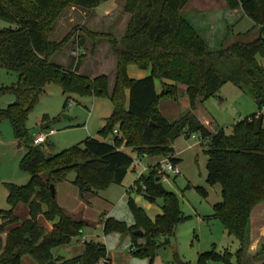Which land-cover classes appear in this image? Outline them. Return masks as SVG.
Listing matches in <instances>:
<instances>
[{
	"label": "trees",
	"instance_id": "1",
	"mask_svg": "<svg viewBox=\"0 0 264 264\" xmlns=\"http://www.w3.org/2000/svg\"><path fill=\"white\" fill-rule=\"evenodd\" d=\"M106 1L0 0V19L16 26L15 30L0 29V68L18 75L13 87L0 90V94L11 92L16 97L6 110H0V122L8 120L14 139L25 145L20 168L29 175L26 186L6 184L9 209L0 210V264H22L25 256L37 264H99L106 260L107 247L94 241L85 242L83 252L72 259L53 258V249L80 238L90 225L66 214L50 186L65 182L74 173L73 185L81 193L98 195L113 184L121 186L135 158H170L176 164L172 145L181 136L193 135L207 140L206 184L221 190V202L213 206V215L206 220L221 222L227 235L239 243L235 254L212 250L202 254L199 262L264 264V249L248 256L251 213L264 204V69L258 62V57L264 59V0H224L229 10H241L252 21V31L258 29V36L250 43L235 42L220 51L211 50L184 18L190 0H126L130 19L125 35L120 42L109 41L116 57L112 90L106 75L94 79L79 75L86 58L83 53L68 68L52 63L53 57L66 49L69 36L59 42L49 40L53 25L66 8L95 10ZM86 43L79 38L77 49L85 48ZM95 50L92 46L90 54ZM129 66L150 72V76L133 80L128 76ZM156 82H161L159 93ZM227 83L249 94L258 108L256 114L233 125L229 134L219 127L211 130L199 119L202 104ZM50 84L59 86L64 94L109 99L113 111L99 134L107 139L117 130L120 137H114L113 144L87 138L54 156L47 155L43 146H34L26 126L28 115ZM161 100L180 104L177 122L170 123L160 114ZM196 190L207 197L205 189ZM133 193L150 204L161 201L162 215L151 220L128 197L132 224L104 218L103 234L128 237L132 256L153 264L157 250L166 246L167 238L173 237L187 218L177 196L158 181L154 169L134 183ZM19 205L28 206L30 217L18 225L14 212ZM40 216L52 224L51 232L39 225ZM10 225L13 228L8 229ZM138 231L142 237L135 235Z\"/></svg>",
	"mask_w": 264,
	"mask_h": 264
},
{
	"label": "rangeland",
	"instance_id": "2",
	"mask_svg": "<svg viewBox=\"0 0 264 264\" xmlns=\"http://www.w3.org/2000/svg\"><path fill=\"white\" fill-rule=\"evenodd\" d=\"M126 4V0H107L95 10L68 7L62 11L52 27L49 40L59 42L69 36V43L63 52L53 57L52 63L67 68L74 58H78L80 53H83L86 58L82 61L80 67L82 74L97 77L106 75L110 79L115 76L116 57L109 41L114 39L120 42L125 35L130 19V15L125 12ZM209 6L213 7L212 2L198 4L197 0H190L183 11V16L194 26L211 50L220 51L221 48H227L235 42L250 43L257 38L258 30L251 31L245 37H235L237 33L247 32L252 27V21L247 18L236 26L233 31L236 33L235 35L232 34L231 26L227 24L228 21L229 23L232 21L227 19L225 15H219V13L216 15L215 24L212 27L203 26L195 18L194 11L201 9L206 12ZM215 6L219 7L221 12L220 0L215 2ZM209 9L212 11L211 8ZM0 29L15 30L16 26L0 19ZM88 33H91L92 36H88ZM79 38L85 39L87 42L85 48L77 49ZM92 46H95L96 50L99 49L98 55H95L96 50L93 54H90ZM86 59L88 60L86 61ZM258 62L264 64V59L258 57ZM17 81L18 75L0 68V90L13 87ZM68 99L70 101L68 106L65 107ZM15 101L16 97L11 92L0 94V110H6ZM171 105H173L172 100H161V110L164 113ZM257 110V105L249 94H245L233 84L227 83L214 97L209 98L202 104L199 116L208 122L209 129L213 130L214 127H220L229 134L234 124L239 122L241 118L244 119L256 113ZM112 111L113 106L109 99L64 94L59 86L50 84L45 87L38 104L29 113L26 126L33 137L46 130L43 126H48L49 129L55 131V134L49 138L48 143L43 146L47 155L54 156L64 150L80 145L87 138L92 137L89 134H92L95 139L110 140L111 137L104 139L99 131L105 126L104 121L107 119L106 117H110ZM65 116L69 119H66ZM45 117L47 119L43 121ZM104 118L106 119L104 120ZM193 136L190 142L196 143L193 150H185L187 144L185 136H181L175 141V151L177 153L183 152L179 156L181 162L179 166L177 165L182 177H171L167 184H163L167 191L173 192L177 196L180 211L187 220L177 227L173 237L167 238L166 246L157 250L153 264H178L179 261L185 264H221L211 261L200 263L199 258L202 254L212 250L235 254L239 247L238 241L227 235L221 222L206 220V218L213 215V206L221 201V193L219 186L211 187L206 184L207 156L204 153L206 147L201 148L199 146V135ZM24 147L23 144L21 148L17 147L10 122L8 120L1 121V211L9 209L6 184L23 187L29 182V175L20 168V161L24 156ZM48 150L49 153H47ZM126 152L135 158L131 150H126ZM143 162L148 165L145 160ZM133 166L129 169L121 186L113 184L99 192L97 197L91 200V205L86 210V215L91 222H98L102 214H112L116 219L124 221L128 225L132 224L131 215L127 208V198L122 197L134 185L136 175L141 171L138 167ZM75 177L74 173H70L68 180H75ZM198 187L207 191V197L204 198L200 195L196 190ZM70 191L69 188L64 190L61 188L59 194L62 197L63 194L65 195ZM70 194L71 196L67 199L70 202L69 206L74 205V202L71 201L72 193ZM158 203L161 204V201H158ZM40 224L48 232L49 227L43 222V219H41ZM9 228H13V226L10 225ZM97 235L100 238L103 237L101 231ZM162 242L165 243L166 241L162 240ZM70 244L71 248L78 246L75 239ZM69 245L53 249L52 255L66 258L68 255L75 256L74 250L70 249ZM117 248L124 253H128L127 246ZM232 261L235 262V259ZM23 264H34V262L25 256Z\"/></svg>",
	"mask_w": 264,
	"mask_h": 264
},
{
	"label": "crops",
	"instance_id": "3",
	"mask_svg": "<svg viewBox=\"0 0 264 264\" xmlns=\"http://www.w3.org/2000/svg\"><path fill=\"white\" fill-rule=\"evenodd\" d=\"M197 2H198V4H203V3L208 4V2H212L213 7L209 6V8H211L212 11L209 8L207 9L206 12H204L201 9H198L197 11H194L195 18L203 26H206L208 28L212 27L215 24V18L217 17L216 15L218 13L221 16L225 15L227 17V19L232 21V22H230L231 23L230 24L229 21L227 20L228 21L227 24H228V26H231L233 31L236 28V26L242 20L247 18L242 13L241 10H229L227 8L226 3H225L224 0H220L221 5H222L221 12L219 11V7L215 6V2H219V0H197ZM252 28H253V25L250 28V30H248V31H252ZM256 30H258V29H254L253 31H256ZM247 32L237 33V34L235 32H233V33H234V35L235 34L236 35H239V34L243 35V34H245ZM98 52H99V49L96 50L95 55H98ZM87 60L88 59H86V61ZM260 65L264 69V64L260 63ZM63 68H66V67H63ZM79 72H80L79 73L80 75L88 77V78H91V79H94V78L97 77V76H92V75L89 76V75L82 74L81 70H79ZM128 76L131 79H133V80H141V79H144V78L150 76V72H146V71L143 72V71L139 70L138 68H136L135 66H129L128 67ZM114 80H115L114 76L111 79L109 78L110 90H112V88H113ZM166 83H168V82H166ZM155 86H156V90H158L157 92L159 93L161 91V83L156 82ZM181 94L184 97V95H185L184 94V90H181ZM172 102H173V105H171V107L167 108L165 113L161 110V101L159 102V105H158V109H159L160 114L166 120H168L170 123L177 122L179 120L180 116H181V113H182L181 112V108H180V104L175 102L174 100H172ZM186 108H187V105L183 104V109L186 110ZM257 112H258V110H257ZM256 113H254V114H256ZM106 118H108V117H106ZM106 118H104V120ZM66 119H69V117L66 118ZM199 119L201 120L202 123L207 125L208 122L206 120H204L203 118H200V117H199ZM240 120H242V118ZM104 123H105V121H104ZM46 129H49V127L46 128ZM115 132L117 133L116 136L120 137L119 132L117 130ZM89 135L92 136L90 138H93L92 134H89ZM114 136H115V134H114ZM114 136L111 137L110 140H107V141L99 140V139H96V140H99L101 142L111 143L112 140L114 139ZM93 139H95V138H93ZM185 139L187 141L185 150H193L196 147V143H190L191 140H192L191 137H185ZM15 143H16L18 148H21L22 143H20L17 140H15ZM199 146L202 148V147L205 146V144L199 143ZM172 148L174 150L173 157L177 161L176 165L179 166V163L181 162V159H180L179 156L183 152H178L177 153L175 151V149H174V144L172 145ZM49 152L50 151L48 150L47 153H49ZM25 153H26V148L24 150V155H25ZM143 160H145L146 163H148V165L151 166V165L155 164L156 162H158L160 160V158H150V159H143ZM180 177H182V176L180 175ZM73 181L74 180L70 181V180L67 179L65 182H61V183H58L57 185H55V194H56L57 202L61 206V208L66 212V214H68L69 216L73 217L74 219L86 221V222L89 223L90 226L84 230V232H83V234H82V236L80 238L75 239L76 243L78 244V246L71 248L70 247L71 244L69 245V248L74 250V253H75L74 255L75 256L72 257L71 255H68L67 258H66V257H62V256H54V255H52L53 258L54 259L62 258V259H66V260L72 259V258H74L76 256H79L83 252V247H84V243L85 242L94 241V242H97V243H102V244H104L107 247V258H106V260L100 262L99 264H149L148 260H138V259H135L132 256L131 248H130V241H129L128 237L122 236V235H118V234H111V235H108V236H105L103 234V237L100 238L97 235V233L99 231H101L103 233V222H101V221L104 218H107V217H114L115 218V216H113L112 214H110V215L109 214H106V215L102 214L100 216L98 222H96V223L91 222L89 220L88 216L86 215V210H88L89 206L91 205V200H93V198H96L97 195H93V194H90V193H81L80 190L73 185ZM173 182H175V180H173ZM61 188H62V190H64L65 188H69V189H71V191L66 193L65 195L63 194L62 197H61V195L59 194V191H60ZM133 188H134V185L131 186L123 194L122 198L126 199V198L130 197L131 199H133L134 202L136 203V205L138 207L142 208L146 212L147 216L151 220H154L156 217L162 215L161 204L158 203V201L155 204L148 203L141 195L133 193ZM70 193H72L71 201L74 202L73 203L74 205H70L69 206L70 202H68L67 199L69 198V196H71ZM220 193H221V190H220ZM207 195H208V193H207ZM14 214H15L16 218L18 219V225L21 222H24V221L28 220L29 217H30L29 216V208H28V206H25V205H19L16 208ZM41 219H43V222H45L47 224V226L49 227V230H48L47 233L51 232V230L53 229L52 224L47 223L44 220V218L42 216H40L38 218V223H39L40 226L42 225V224H40ZM6 236H7V233L4 234V236L2 237V239L4 241L6 240ZM83 238L85 240L84 242H82ZM123 246H127L128 247V251H127L128 253H124L123 251L118 250L117 247H121L122 248ZM262 249H264V204H260V205L256 206L254 208V210L252 211V213H251V217H250V247H249V251H248V256H251V257L255 256L258 253H260V251ZM231 254H233V253H231ZM32 261L34 262V264H37L34 260H32ZM22 264H23V260H22Z\"/></svg>",
	"mask_w": 264,
	"mask_h": 264
},
{
	"label": "built area",
	"instance_id": "4",
	"mask_svg": "<svg viewBox=\"0 0 264 264\" xmlns=\"http://www.w3.org/2000/svg\"><path fill=\"white\" fill-rule=\"evenodd\" d=\"M69 103V102H68ZM55 134V131L52 129H46L43 132H40L35 138H34V146H44L48 143V140L51 136ZM116 136V132L114 133ZM194 137V136H192ZM114 143V139L112 140L111 144ZM199 143L205 144L207 143L206 139H201L199 137ZM134 166L135 168L138 167L141 171L137 173L136 175V181H140V179L146 175L150 169H154L156 171L157 177L159 181H161L163 184H167L170 181L171 177L178 178L181 175V172L176 164H174L170 158H164L156 162L155 164L148 166L143 162V159L136 158L134 159ZM84 238L82 239V242H84Z\"/></svg>",
	"mask_w": 264,
	"mask_h": 264
},
{
	"label": "water",
	"instance_id": "5",
	"mask_svg": "<svg viewBox=\"0 0 264 264\" xmlns=\"http://www.w3.org/2000/svg\"><path fill=\"white\" fill-rule=\"evenodd\" d=\"M65 118H68V117L65 116ZM158 181H159V179H158ZM50 190H51L52 196H55V187H54V185H51L50 186ZM135 235L138 236V237H142L143 236V233L141 231H138V232H135ZM47 264H55V263L53 261H50ZM178 264H185V263L179 261Z\"/></svg>",
	"mask_w": 264,
	"mask_h": 264
}]
</instances>
